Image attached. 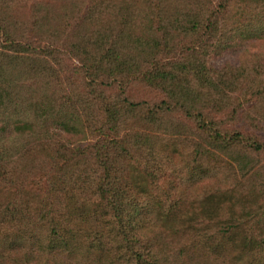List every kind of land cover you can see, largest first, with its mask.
I'll use <instances>...</instances> for the list:
<instances>
[{
  "label": "trees",
  "instance_id": "1",
  "mask_svg": "<svg viewBox=\"0 0 264 264\" xmlns=\"http://www.w3.org/2000/svg\"><path fill=\"white\" fill-rule=\"evenodd\" d=\"M251 39L264 0H0V264H264Z\"/></svg>",
  "mask_w": 264,
  "mask_h": 264
},
{
  "label": "rangeland",
  "instance_id": "2",
  "mask_svg": "<svg viewBox=\"0 0 264 264\" xmlns=\"http://www.w3.org/2000/svg\"><path fill=\"white\" fill-rule=\"evenodd\" d=\"M264 51V39H251L244 42L238 43V45L233 46L226 50L220 56L213 59L215 64H221L222 62H229L233 65H237L246 56L253 52ZM143 91L139 90L137 93L138 97L142 96ZM201 187V185H200Z\"/></svg>",
  "mask_w": 264,
  "mask_h": 264
}]
</instances>
